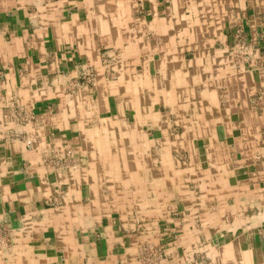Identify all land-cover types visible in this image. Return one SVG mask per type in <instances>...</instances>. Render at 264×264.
I'll list each match as a JSON object with an SVG mask.
<instances>
[{
	"label": "crops",
	"instance_id": "1",
	"mask_svg": "<svg viewBox=\"0 0 264 264\" xmlns=\"http://www.w3.org/2000/svg\"><path fill=\"white\" fill-rule=\"evenodd\" d=\"M263 43L264 0H0V264H264Z\"/></svg>",
	"mask_w": 264,
	"mask_h": 264
},
{
	"label": "rangeland",
	"instance_id": "2",
	"mask_svg": "<svg viewBox=\"0 0 264 264\" xmlns=\"http://www.w3.org/2000/svg\"><path fill=\"white\" fill-rule=\"evenodd\" d=\"M236 34H238V33H236ZM239 35H243L242 37L245 39L244 34H239ZM238 39H239V37H238ZM240 40H242V39H240ZM244 43L247 45H250V43L248 41H244ZM258 47H259V45H258ZM259 53L262 56L264 55V45L259 47ZM250 54H252V53L249 51L248 55H250ZM105 60H107V59L105 58ZM259 64H261V63H259ZM113 67L114 66L112 65L111 60H109V61L107 60L106 62H104V66H103V68L105 70L104 77L108 80H111V81L117 80V78H118V76H117L118 74L114 71ZM255 103L259 108L260 107L264 108V84L261 85L257 89L256 96H255ZM64 164L65 165L67 164V166H76V164L72 163V162L67 163L65 161ZM0 235H1V230H0ZM159 246H153L150 244L144 245L141 249V254H142L141 263L142 264H165L167 262L169 251L162 244H160Z\"/></svg>",
	"mask_w": 264,
	"mask_h": 264
},
{
	"label": "built area",
	"instance_id": "3",
	"mask_svg": "<svg viewBox=\"0 0 264 264\" xmlns=\"http://www.w3.org/2000/svg\"><path fill=\"white\" fill-rule=\"evenodd\" d=\"M238 37H239V39H238ZM240 39H242V40H240ZM243 40L245 41V39L242 37V35L237 36V43L239 45V49H238L239 51L236 52L237 58H241L242 56H246L249 54L250 46L245 44Z\"/></svg>",
	"mask_w": 264,
	"mask_h": 264
},
{
	"label": "bare ground",
	"instance_id": "4",
	"mask_svg": "<svg viewBox=\"0 0 264 264\" xmlns=\"http://www.w3.org/2000/svg\"><path fill=\"white\" fill-rule=\"evenodd\" d=\"M180 41V40H179ZM134 55V54H133ZM121 56H123V55H121ZM125 56V55H124ZM126 57V56H125ZM153 89V88H152ZM125 117V116H124ZM126 120V119H125ZM115 126V125H114ZM135 126V125H134ZM161 148V147H160ZM111 150V149H110ZM113 150V149H112ZM133 153V152H132ZM133 157V156H132ZM137 162V161H136ZM137 168L139 167V165L138 166H136ZM136 169V168H135ZM132 176V175H131ZM177 179V178H176ZM115 183V182H114Z\"/></svg>",
	"mask_w": 264,
	"mask_h": 264
}]
</instances>
